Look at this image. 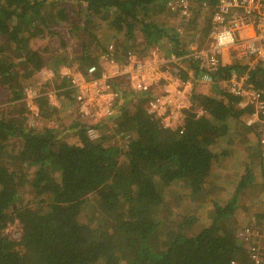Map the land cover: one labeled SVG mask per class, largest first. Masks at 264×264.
<instances>
[{
	"label": "trees",
	"instance_id": "16d2710c",
	"mask_svg": "<svg viewBox=\"0 0 264 264\" xmlns=\"http://www.w3.org/2000/svg\"><path fill=\"white\" fill-rule=\"evenodd\" d=\"M168 1L0 0V94L6 93L5 103L0 100V264H254V251L236 237L235 225L223 220L237 211L238 192L251 175L243 174L225 206L214 202L220 209L207 225L190 213L176 227H166L160 216L166 193L177 184L187 188V182L193 195L212 179L216 184L221 157L232 148L223 146L226 142L235 140L241 148L249 143L256 156L262 131L247 123L252 109L237 108L239 98L220 85L232 70L246 67L243 60L223 65L206 91L198 88L197 65L186 60L194 72L191 106L182 110L175 128H163L158 115L148 113L150 101L165 94L164 80L147 88L127 81L126 88L122 78L112 81L118 97L107 116L88 120L76 114L74 122L64 118L56 127L46 125L67 105L58 98L74 99L73 76L61 73L67 63L73 72L80 70L77 64L87 69L102 53L110 56V45L121 60L128 51L145 59L154 52L165 57L183 52L180 19ZM158 13L170 21L161 22ZM193 20L203 41L211 17L202 24L198 15ZM91 21L107 23L108 38L88 31ZM113 30L117 40L109 41ZM46 34L60 37L69 52L35 48L34 40ZM45 68L56 73L59 104L37 97L31 110L25 89L42 81L39 72ZM180 71L186 81L188 70ZM110 123L124 133L122 145L110 143ZM89 127L98 128L99 137L91 139ZM255 217L264 219V213ZM16 222L20 234L12 237L6 229Z\"/></svg>",
	"mask_w": 264,
	"mask_h": 264
},
{
	"label": "built area",
	"instance_id": "2783aa9c",
	"mask_svg": "<svg viewBox=\"0 0 264 264\" xmlns=\"http://www.w3.org/2000/svg\"><path fill=\"white\" fill-rule=\"evenodd\" d=\"M167 7L180 19L179 31L183 35L184 24L194 21L195 16L200 17L201 24L210 16L211 25L208 26L204 42L197 30L193 38L182 45V53L145 59L130 52L123 60L113 57L114 45H110V56L102 53L98 64L90 65L86 71L73 72L70 68H64L62 75L73 76L71 84L80 101L79 114L87 117L95 115L97 111L100 113L96 100L97 96L105 97V92H108V96L112 95V101L114 97H118V92L113 90L112 85L116 78H122L123 83L130 81L137 88H147L162 80L167 83L160 75L162 71L165 72L163 68L166 67L170 76L168 86H163L165 94L161 93L150 101L148 113L158 115L165 127H175L182 116V110L191 106V101L190 106H186V99L193 88L194 72L185 65V61L197 65L200 73L197 81L212 83L213 75L223 65L233 59H241L246 67L241 71L232 70L229 78L220 81V85L239 98L237 108L252 109L247 123L258 126L262 131L259 147L261 165L264 168V0H169ZM226 58L228 59L225 60ZM181 66L191 76L186 81L181 76ZM39 74L42 81L25 89L24 99L31 110H36L37 97L46 96L55 104L59 92L53 84L56 73L51 68H45ZM132 79L136 82H132ZM150 80L153 81L149 82ZM180 81L182 90H175L174 83ZM48 83L50 87L46 86ZM94 91L98 93L96 96L93 95ZM180 91L183 92L176 93ZM177 112L180 114L176 115ZM109 113L110 109L107 108L105 114H100L107 116ZM87 134L91 139L100 135L99 129L95 127H89Z\"/></svg>",
	"mask_w": 264,
	"mask_h": 264
},
{
	"label": "rangeland",
	"instance_id": "374dc122",
	"mask_svg": "<svg viewBox=\"0 0 264 264\" xmlns=\"http://www.w3.org/2000/svg\"><path fill=\"white\" fill-rule=\"evenodd\" d=\"M70 7V5H69ZM158 19L163 23H168L169 15L165 13V15L158 13ZM95 16H91L90 19L93 20ZM84 20H88L87 13L83 15ZM178 19V18H177ZM201 23L200 21H198ZM105 25L107 23H100V21H91L89 25L87 26L88 31L91 33H97L100 35V37H107L109 33L105 30ZM195 25V22L190 21L187 25L184 24L183 33L182 34V40L187 43L189 40L193 38L195 35V30L193 27ZM83 27L78 28L79 33L81 34L83 31ZM89 35L88 32H84L83 36ZM116 32L113 30L112 35L109 36V41H116L117 37L115 36ZM182 42V41H181ZM107 44V42H104ZM34 46L35 48L41 47H48L50 51H56V50H62L64 51L63 55L67 54L69 52V47H63L62 42L60 40V37L57 35H50L46 34L42 37H38L34 40ZM75 46V45H74ZM73 46V47H74ZM72 47V48H73ZM133 53L136 55L133 51H128V53ZM158 52H154V56H160L158 55ZM138 56V55H137ZM228 57V53H227ZM70 57L66 59L65 62H69ZM71 59V58H70ZM226 58L225 60H227ZM63 63V62H61ZM59 64V61L56 62V65ZM80 71H84V67L82 64H77ZM69 63H67L65 66L62 67V70L64 68H69ZM86 68V67H85ZM165 72H161V77L167 80V86H168V79H169V71L166 72V67L163 68ZM132 82H136L134 79L131 80ZM153 80H150L151 82ZM169 82H172L169 80ZM194 84V82H193ZM200 85H205L209 83H202L199 82ZM123 85L127 88V83H123ZM165 85V84H164ZM175 90L178 88L182 90V81L179 83H174ZM115 88L113 87V90ZM112 90V89H111ZM207 90V89H206ZM204 90V91H206ZM180 91L176 92L177 94H181ZM98 93L93 92V95L96 96ZM108 92H105V97L101 98L100 96H97V104L100 107L99 111L102 114H105L107 111V108H111L113 105L112 101V95H107ZM0 100L2 103H5L6 101V93L0 94ZM53 101V98H52ZM186 106H190V99L187 96L186 99ZM66 108V107H65ZM64 109H58L55 112L52 113V116L46 121L48 122L47 127H56L57 122L59 119L69 120L68 122H74V112L70 108ZM61 110H65L62 111ZM199 113H202V109L198 110ZM100 113H97L96 115H90V116H82L84 119H90L95 117L96 119H101L105 116L101 115ZM180 114L179 112L176 113V115ZM78 115V113H77ZM175 115V118H176ZM91 119V120H92ZM71 120V121H70ZM54 122V123H53ZM111 129H109L108 133L110 134V143L114 145H122L124 142V133H118L115 130L112 129V123ZM109 124V125H110ZM61 129H64L63 126L59 127ZM61 131V130H58ZM235 140H230V142H226L223 144L225 147H231L228 155H224V158L221 157L222 166L217 171L219 172V175L217 176V182L216 184H212L213 179L211 180L209 185H205L204 191L198 195H193L190 190L189 184L185 182V185L187 188L179 186V184L174 187L173 190H170L166 193L168 202L165 205V207L160 210V216L163 220L164 226H175V223L178 221H183L185 219V216L190 213H195L196 217L202 222H199L198 224L207 225L209 224L210 220L212 218H215L217 216V208L213 205L214 202H217L218 205L225 206L228 201L232 200L234 196L237 194V185L239 183V180L243 176V174H247V176L251 175L252 179L250 180V184L247 186H243L244 189H242L240 192H238V202L239 206L236 212L233 213V215L229 216V219H226V217L223 218V220H228L229 224L235 225V229L238 227H245V229H249L250 231H253L255 233L261 234L264 236V219H257L256 213H264V173L262 169L260 168V162L258 159H260L259 155H257L258 151V144H256L255 154L254 156V150L252 147L249 146V143L244 142L243 148L240 147V144L236 142ZM229 149V148H228ZM253 150V151H252ZM223 178L226 179L224 183L221 184V181H223ZM113 216V215H112ZM114 217V216H113ZM18 223H14L12 225H9L6 229V232H9L12 237H17L20 234V230H18ZM238 230V229H237ZM189 232H193L189 230ZM258 248L260 251L264 252V237H260L257 239Z\"/></svg>",
	"mask_w": 264,
	"mask_h": 264
},
{
	"label": "crops",
	"instance_id": "0c3cea01",
	"mask_svg": "<svg viewBox=\"0 0 264 264\" xmlns=\"http://www.w3.org/2000/svg\"><path fill=\"white\" fill-rule=\"evenodd\" d=\"M206 38H207V36L205 37V39ZM182 43H183V45L186 44L183 40H182ZM84 71H86V69ZM79 72H81V71L79 70ZM82 73H84V72H82ZM54 86H55V84H54ZM47 87H50V85L47 86ZM70 87H71L70 90H72V92H73L72 95H73V98L74 99H70V98L63 97V99L62 98H58V101H59V99H61L62 102L67 103V105L64 106V107H61V109H64L65 107H66L65 110L67 108H70L72 110V112H74V115H76L78 113V108H79L80 101H78V99H77V96H76V93H75V89H74V87H72V84H71ZM198 88H199V90L200 89L206 90L208 87L205 86V85H200ZM58 101H57L56 105L59 104ZM49 103L51 104V106L54 105L51 101H49ZM65 110H61V112L62 111H65ZM259 157H260V153H259ZM260 168L262 169V166H260ZM262 171L264 173V169H262ZM239 228H241V229H239ZM237 229H235V235H236V237H238L242 241H244L245 242V245L250 249L251 252L254 251L252 253L253 254L252 255V258L254 260V264H263L262 261L264 259L260 258L259 255H264V252L260 251V249L258 248L257 239L260 238V237H264V236L261 235V234L255 233L253 231H250L249 229L247 230L244 227H238Z\"/></svg>",
	"mask_w": 264,
	"mask_h": 264
},
{
	"label": "clouds",
	"instance_id": "9594fccd",
	"mask_svg": "<svg viewBox=\"0 0 264 264\" xmlns=\"http://www.w3.org/2000/svg\"><path fill=\"white\" fill-rule=\"evenodd\" d=\"M182 78H183V77H182ZM183 79H184V78H183ZM56 102H57V101H56ZM55 104H56V103H55ZM55 104H54V105H55ZM78 114H79V112H78ZM177 122H178V121H177ZM161 123H162V122H161ZM176 125H177V123H176ZM162 127H163V128H166V129H168V128H175V127H165L163 124H162Z\"/></svg>",
	"mask_w": 264,
	"mask_h": 264
}]
</instances>
